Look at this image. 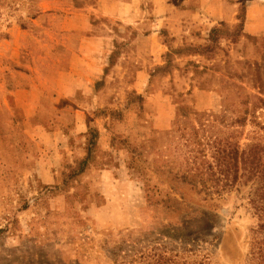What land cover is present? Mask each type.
<instances>
[{
	"label": "rangeland",
	"instance_id": "1",
	"mask_svg": "<svg viewBox=\"0 0 264 264\" xmlns=\"http://www.w3.org/2000/svg\"><path fill=\"white\" fill-rule=\"evenodd\" d=\"M245 5L153 31L117 0H0V264H264V25Z\"/></svg>",
	"mask_w": 264,
	"mask_h": 264
},
{
	"label": "crops",
	"instance_id": "2",
	"mask_svg": "<svg viewBox=\"0 0 264 264\" xmlns=\"http://www.w3.org/2000/svg\"><path fill=\"white\" fill-rule=\"evenodd\" d=\"M117 1L119 2L120 8L124 10L125 16H131V13H133L136 8L138 9V7L142 8V13L148 11L150 13L158 14V19H150L147 21L149 29L153 31L162 27L165 23H172L173 20H176L178 24L184 25L186 29L190 30L196 26L214 25L220 21L235 23L238 20V14L244 2H246V24L253 25L252 27L264 25V0H184L180 7L176 4H169V0ZM166 10L170 14L168 16L162 15ZM77 11L80 14H82V12L86 14V11L83 9ZM177 17L179 18L176 19ZM173 26L175 27V24H173ZM73 27H75L74 24L72 28ZM79 28L82 29L81 27ZM151 36L155 38L156 35L155 33H152ZM100 40H102V37L86 35L83 40L84 52L77 54L79 58H82V64L89 65V69L92 68L94 71H98L100 65L99 60H97L98 57L95 54L96 48L94 47L95 44L100 42ZM87 50L88 52L86 53ZM83 68L84 67L82 66L81 70H83ZM64 73L65 70L62 71V74ZM61 95H64L66 99L69 98L67 92H64V94ZM27 102L28 106L30 105L34 108H36L35 106L38 103L36 99H28Z\"/></svg>",
	"mask_w": 264,
	"mask_h": 264
},
{
	"label": "trees",
	"instance_id": "3",
	"mask_svg": "<svg viewBox=\"0 0 264 264\" xmlns=\"http://www.w3.org/2000/svg\"><path fill=\"white\" fill-rule=\"evenodd\" d=\"M251 156L250 155H247V160H249ZM194 158H198V156L194 155ZM259 161V160H258ZM203 173H205L207 176H211L212 175V172H209L208 170L205 171L204 168H201L199 169L198 171L196 172H193L192 174L189 173L188 175H190L192 178H193V181L195 182H199L201 181L202 179L199 177V176H203ZM257 176H259V178H262L264 180V169H259V171L257 173ZM184 175H187V174H184ZM185 178H188V176H185ZM200 192H205V194L207 195H210L212 193H221L222 192V188H219V187H210V186H204Z\"/></svg>",
	"mask_w": 264,
	"mask_h": 264
}]
</instances>
